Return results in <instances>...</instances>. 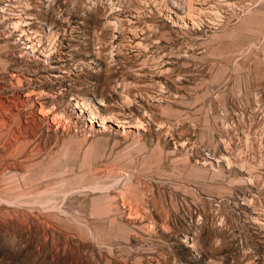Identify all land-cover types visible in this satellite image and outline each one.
I'll use <instances>...</instances> for the list:
<instances>
[{
    "label": "rangeland",
    "instance_id": "1",
    "mask_svg": "<svg viewBox=\"0 0 264 264\" xmlns=\"http://www.w3.org/2000/svg\"><path fill=\"white\" fill-rule=\"evenodd\" d=\"M0 264H264V0H0Z\"/></svg>",
    "mask_w": 264,
    "mask_h": 264
},
{
    "label": "bare ground",
    "instance_id": "2",
    "mask_svg": "<svg viewBox=\"0 0 264 264\" xmlns=\"http://www.w3.org/2000/svg\"><path fill=\"white\" fill-rule=\"evenodd\" d=\"M30 48H31V47H30ZM26 49H27V48H26ZM76 107H78V105H77ZM100 120H101V122H100L101 125L104 124V121H105L104 118H101ZM90 122L93 123V121H90ZM118 122H119V121H118ZM117 126L120 127V125H117ZM97 127H100V125H98Z\"/></svg>",
    "mask_w": 264,
    "mask_h": 264
}]
</instances>
